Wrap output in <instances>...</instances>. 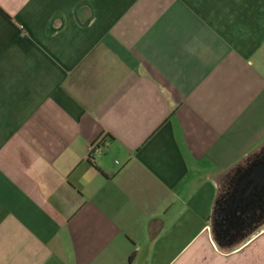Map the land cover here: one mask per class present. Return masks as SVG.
Wrapping results in <instances>:
<instances>
[{
  "label": "crops",
  "instance_id": "1",
  "mask_svg": "<svg viewBox=\"0 0 264 264\" xmlns=\"http://www.w3.org/2000/svg\"><path fill=\"white\" fill-rule=\"evenodd\" d=\"M263 163L264 0H0V264H264Z\"/></svg>",
  "mask_w": 264,
  "mask_h": 264
},
{
  "label": "water",
  "instance_id": "2",
  "mask_svg": "<svg viewBox=\"0 0 264 264\" xmlns=\"http://www.w3.org/2000/svg\"><path fill=\"white\" fill-rule=\"evenodd\" d=\"M241 187L244 189L241 188L232 198L227 209L218 211L215 223L216 239L222 233L223 227H226L224 232L237 230L245 222L251 221L257 211L263 210L264 215V163L253 168L252 174L244 180ZM223 222H227L228 226H224Z\"/></svg>",
  "mask_w": 264,
  "mask_h": 264
},
{
  "label": "built area",
  "instance_id": "3",
  "mask_svg": "<svg viewBox=\"0 0 264 264\" xmlns=\"http://www.w3.org/2000/svg\"><path fill=\"white\" fill-rule=\"evenodd\" d=\"M88 154L93 158L101 155L102 152V146L100 145V142H96L90 146L87 147Z\"/></svg>",
  "mask_w": 264,
  "mask_h": 264
},
{
  "label": "flooded vegetation",
  "instance_id": "4",
  "mask_svg": "<svg viewBox=\"0 0 264 264\" xmlns=\"http://www.w3.org/2000/svg\"><path fill=\"white\" fill-rule=\"evenodd\" d=\"M258 214H256L253 219H252V224L250 225V227H248V229L250 230H253L255 227H257V225L259 223H262L264 221V218L262 217L263 216V210H259L257 211Z\"/></svg>",
  "mask_w": 264,
  "mask_h": 264
}]
</instances>
